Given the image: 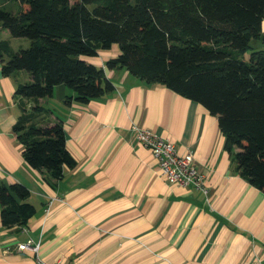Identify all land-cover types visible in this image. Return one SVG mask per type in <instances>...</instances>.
Here are the masks:
<instances>
[{
  "label": "crops",
  "instance_id": "0c3cea01",
  "mask_svg": "<svg viewBox=\"0 0 264 264\" xmlns=\"http://www.w3.org/2000/svg\"><path fill=\"white\" fill-rule=\"evenodd\" d=\"M6 4L19 9L18 1ZM0 40L13 51L29 45L1 25ZM118 53L112 44L83 57L103 67L113 85L101 98L66 106L74 93L58 84L51 97L38 99L49 111L36 121L63 120L76 161L53 185L24 161L12 131L23 101L34 104L15 95L31 77L25 70L5 76L0 64V181L25 185L35 208L23 226L0 220V264H264V193L236 171L217 118L164 85L147 84L124 67L106 68ZM137 128L172 141L178 154L191 152L207 195L167 181L135 138ZM28 239L39 243L37 251L18 249Z\"/></svg>",
  "mask_w": 264,
  "mask_h": 264
},
{
  "label": "trees",
  "instance_id": "16d2710c",
  "mask_svg": "<svg viewBox=\"0 0 264 264\" xmlns=\"http://www.w3.org/2000/svg\"><path fill=\"white\" fill-rule=\"evenodd\" d=\"M18 1L14 12L6 4ZM264 0H0V25L29 45L11 50L0 40L1 72L25 70L31 77L15 95L34 99L12 131L24 161L53 180L76 164L66 146L63 120L39 124L49 111L38 99L52 96L58 84L85 104L113 89L103 67L83 57L96 56L113 43L119 53L105 67H124L147 84L158 83L201 104L217 118L224 147L238 174L264 193ZM247 59L242 55L249 49ZM236 150L233 151V149ZM28 188L0 181V220L23 226L35 212Z\"/></svg>",
  "mask_w": 264,
  "mask_h": 264
},
{
  "label": "built area",
  "instance_id": "2783aa9c",
  "mask_svg": "<svg viewBox=\"0 0 264 264\" xmlns=\"http://www.w3.org/2000/svg\"><path fill=\"white\" fill-rule=\"evenodd\" d=\"M135 138L139 143L149 149L159 164L160 173L171 183L191 185L199 189L204 196L207 195L204 173L200 170L193 154L186 152L178 154L174 143L146 128H137ZM18 249L30 248L37 251L39 243L32 239L18 244ZM48 264H61L53 261Z\"/></svg>",
  "mask_w": 264,
  "mask_h": 264
},
{
  "label": "rangeland",
  "instance_id": "374dc122",
  "mask_svg": "<svg viewBox=\"0 0 264 264\" xmlns=\"http://www.w3.org/2000/svg\"><path fill=\"white\" fill-rule=\"evenodd\" d=\"M26 39V38H25ZM258 43V41H256V40H252L251 41V44H252V46H253V48L255 49H261V48H264V45H262V44H257ZM113 44H117V43H113ZM117 47H118V49H119V46H118V44H117ZM254 49H249V50H247L243 55H242V57H243V59H247L248 58V56H249V54H250V51L251 50H254Z\"/></svg>",
  "mask_w": 264,
  "mask_h": 264
}]
</instances>
